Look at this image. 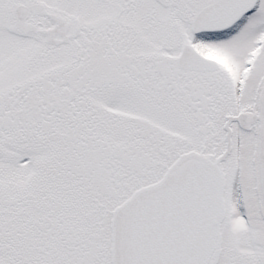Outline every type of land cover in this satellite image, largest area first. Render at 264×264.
<instances>
[{"label": "snow or ice", "instance_id": "1", "mask_svg": "<svg viewBox=\"0 0 264 264\" xmlns=\"http://www.w3.org/2000/svg\"><path fill=\"white\" fill-rule=\"evenodd\" d=\"M0 264H264V0H0Z\"/></svg>", "mask_w": 264, "mask_h": 264}]
</instances>
